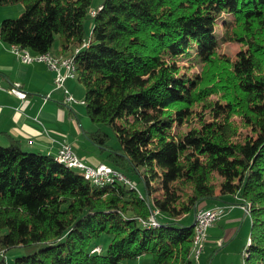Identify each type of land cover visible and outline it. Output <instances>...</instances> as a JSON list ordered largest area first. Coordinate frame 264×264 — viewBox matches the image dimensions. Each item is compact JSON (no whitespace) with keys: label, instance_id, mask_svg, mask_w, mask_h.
I'll list each match as a JSON object with an SVG mask.
<instances>
[{"label":"trees","instance_id":"obj_1","mask_svg":"<svg viewBox=\"0 0 264 264\" xmlns=\"http://www.w3.org/2000/svg\"><path fill=\"white\" fill-rule=\"evenodd\" d=\"M16 2L25 9L3 19L0 37L54 53L60 35L61 54H54H74L87 115L101 125L86 135L131 184H92L80 169L26 151L7 133L8 143L0 141V264H8L9 249L34 244L43 247L14 264H120L147 254L152 261L144 264H198L196 212L226 196L249 207L242 264H264V0L0 5ZM224 14L231 17L219 38ZM220 42L240 47L227 55ZM193 47L200 70L190 74L179 58ZM104 125L115 128L118 147L108 144ZM104 233L111 236L105 250L97 244Z\"/></svg>","mask_w":264,"mask_h":264},{"label":"crops","instance_id":"obj_2","mask_svg":"<svg viewBox=\"0 0 264 264\" xmlns=\"http://www.w3.org/2000/svg\"><path fill=\"white\" fill-rule=\"evenodd\" d=\"M52 50L61 54L60 43ZM54 77L55 72L45 62H22L0 37V85L9 88L19 83L27 93L25 98H20L7 89H0V141L8 143V133L20 140L27 150L52 155H56L61 141H67L87 163L106 162L105 153L86 135L96 127L93 128L94 124L84 113L85 104L64 103L63 90L54 89ZM75 80L68 79L66 85L72 93L74 90L80 93L78 99H84L83 85L78 80L82 86L76 85ZM47 94L50 96L45 98ZM224 198L227 201L216 200L210 205L228 207L207 229V241L202 249L207 264H215L217 256L223 252L229 254L228 264L242 263V250L250 236V214L244 205L234 202L240 198ZM145 260H149L147 256H141L136 262L123 261L121 264H144Z\"/></svg>","mask_w":264,"mask_h":264},{"label":"built area","instance_id":"obj_3","mask_svg":"<svg viewBox=\"0 0 264 264\" xmlns=\"http://www.w3.org/2000/svg\"><path fill=\"white\" fill-rule=\"evenodd\" d=\"M88 41V40H87ZM85 41L84 45L88 42ZM87 42V43H86ZM10 48L16 54V56L24 63L33 62H45L49 69L55 72L54 77V89H62L64 92V103H79L82 104V99H78L67 87L66 82L69 79L67 70V63L65 65H57V55L54 53H48L47 55L30 56L25 51V47L20 45L10 44ZM70 57V55L68 56ZM7 89L9 92L17 95L20 98H25L27 93L21 88L19 83L14 84L9 88H4L0 85V89ZM50 94H47L45 98H48ZM57 156L62 160H65L77 169L82 170L85 174L94 178L99 177H111L122 176L128 184H131V180L119 169L114 166L99 162L97 164H89L83 158H81L74 150L72 144L67 141H61L58 146ZM230 206V205H229ZM228 205H214L206 208H201L196 212L195 216H198V227L203 229V240L201 241L200 252L195 255L196 259L202 252L205 242L207 241V229L213 225L224 213ZM155 218L149 221L151 222Z\"/></svg>","mask_w":264,"mask_h":264},{"label":"rangeland","instance_id":"obj_4","mask_svg":"<svg viewBox=\"0 0 264 264\" xmlns=\"http://www.w3.org/2000/svg\"><path fill=\"white\" fill-rule=\"evenodd\" d=\"M101 1L102 0H93L92 8L93 7L95 8L97 6V4ZM24 9H25V7H24V4L22 2H16V3H11V4H1L0 5V30L2 28L3 19H5V18H17L22 14ZM228 17H231V16L229 14H224L218 20V23L216 26V35L219 38L222 35L223 29H224L223 21H224V19H226ZM92 25H93V21H92V18L89 16L85 19V28H86L87 34L90 32ZM59 43H60V35L57 34L55 36V41H54V45H53L54 48H57ZM220 43H221L220 51L224 54H227V55H234L236 50L239 49V47H240V45L237 42H229V43L220 42ZM195 53H196V51H195V48L193 47V48H191V54L190 55H184V56L179 58V65L181 66V69L184 71H187L190 74L193 72H198L200 70V65L195 58ZM75 79H76L75 84L76 85L79 84V86H82L77 81V78H75ZM82 88L84 89L83 86H82ZM73 93H74V96L76 98L80 94V93L78 94V92H76L75 90L73 91ZM84 113L87 117L88 115L86 113V110H84ZM88 118H89V116H88ZM92 123L94 124L93 128H95V127L98 128L99 126H101L100 124H95L94 122H92ZM102 127L105 131H107L110 134L108 144L114 148L118 147L119 146V140L116 137L115 128L111 125L110 126L104 125ZM183 127L185 128V125ZM98 147L101 149L102 152L105 153L104 156L106 157L107 150L102 149V147H100V146H98ZM22 148L25 149L26 151H29L26 149L25 146H23ZM29 152H32V151H29ZM104 163L111 164L110 161H108V160H106V162H104ZM248 237H249V235H248ZM110 239H111V236L107 233H104L97 239V244L102 246L103 250H105ZM42 247H43V245H41V244H34L31 246H18V247L11 248L5 254L6 262L8 264H14L15 258L17 256H21V255H25L28 253L35 252ZM228 255L229 254H227L226 252L219 254L215 260V264H228V262H229V259L227 258ZM145 256L150 258V260L152 259L151 255H149V254H147ZM207 260H208L207 257L204 256V254L201 252L200 258L197 260V263L198 264H207V262H208ZM121 263H123V262H121ZM239 263H240V261H239ZM240 264H242V263H240Z\"/></svg>","mask_w":264,"mask_h":264},{"label":"bare ground","instance_id":"obj_5","mask_svg":"<svg viewBox=\"0 0 264 264\" xmlns=\"http://www.w3.org/2000/svg\"><path fill=\"white\" fill-rule=\"evenodd\" d=\"M92 14H95V11L92 10ZM17 45V44H15ZM78 49H76L77 51ZM25 51L26 53H28L30 56H40V55H47L48 53H52L50 51L48 52H32L30 49L25 47ZM69 55H57V65H65L67 63V70H68V74H69V78H77V63H76V58L74 57V54L70 55V57H68ZM82 104H85V100L82 99ZM55 158L59 161L64 163L65 165L69 166V167H73L76 168L75 166L71 165V163L62 160L61 158H59L57 156V154L55 155ZM82 171V170H80ZM84 173V177L90 181L92 184L98 185V186H104V185H109L112 184L114 182L117 181H123L125 183H127L125 181V178L122 176H111V177H99V178H94L91 177L88 174ZM244 208L246 209V211L249 213V207L248 205H244ZM155 217V216H154ZM195 235H194V245H195V250H194V254H198L200 252V247H201V241L203 240V229H199L197 223H198V216H195ZM147 223V222H146ZM150 225L156 226L159 223L156 221V219L152 220L151 222H149ZM250 240V238H249ZM99 248H95L94 250H98ZM100 250V249H99Z\"/></svg>","mask_w":264,"mask_h":264},{"label":"water","instance_id":"obj_6","mask_svg":"<svg viewBox=\"0 0 264 264\" xmlns=\"http://www.w3.org/2000/svg\"><path fill=\"white\" fill-rule=\"evenodd\" d=\"M195 222H196V221H195V219H194V221H193V223H192L193 226L195 225Z\"/></svg>","mask_w":264,"mask_h":264}]
</instances>
